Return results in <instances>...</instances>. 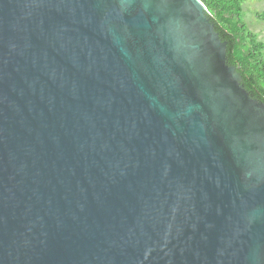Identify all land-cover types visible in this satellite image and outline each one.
Segmentation results:
<instances>
[{"label": "water", "instance_id": "obj_1", "mask_svg": "<svg viewBox=\"0 0 264 264\" xmlns=\"http://www.w3.org/2000/svg\"><path fill=\"white\" fill-rule=\"evenodd\" d=\"M0 264H264V101L202 0H0Z\"/></svg>", "mask_w": 264, "mask_h": 264}, {"label": "trees", "instance_id": "obj_2", "mask_svg": "<svg viewBox=\"0 0 264 264\" xmlns=\"http://www.w3.org/2000/svg\"><path fill=\"white\" fill-rule=\"evenodd\" d=\"M221 38L227 41V60L235 65L253 97L264 101V43L256 41L243 20L244 0H202ZM264 17V12L260 14Z\"/></svg>", "mask_w": 264, "mask_h": 264}, {"label": "rangeland", "instance_id": "obj_3", "mask_svg": "<svg viewBox=\"0 0 264 264\" xmlns=\"http://www.w3.org/2000/svg\"><path fill=\"white\" fill-rule=\"evenodd\" d=\"M263 12L264 0H244L242 3V15L246 26L256 41L264 43V17L260 15ZM260 56L264 59V48Z\"/></svg>", "mask_w": 264, "mask_h": 264}]
</instances>
